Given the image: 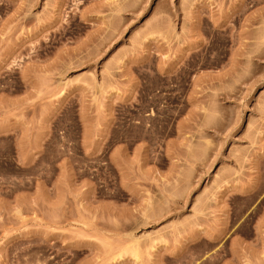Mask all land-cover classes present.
Instances as JSON below:
<instances>
[{"label":"rangeland","instance_id":"374dc122","mask_svg":"<svg viewBox=\"0 0 264 264\" xmlns=\"http://www.w3.org/2000/svg\"><path fill=\"white\" fill-rule=\"evenodd\" d=\"M203 93L235 109L238 94L264 95V0H0V107L23 121L0 137V157L13 156L15 137L42 138L36 164L0 163L13 199L0 197V264H156V154L166 167L156 142L177 136L186 97ZM248 127L258 143L263 119ZM239 131L224 139L241 141ZM185 136L214 145L224 134L198 123ZM236 146L229 157L188 150L193 193L207 160L229 168ZM229 179L211 182L202 214L226 218V235L167 264H264V228L254 227L263 201L246 212L250 201L235 197L229 214L215 213ZM256 181L264 192V164ZM26 188L32 197H14ZM126 189L140 195L136 207Z\"/></svg>","mask_w":264,"mask_h":264},{"label":"crops","instance_id":"0c3cea01","mask_svg":"<svg viewBox=\"0 0 264 264\" xmlns=\"http://www.w3.org/2000/svg\"><path fill=\"white\" fill-rule=\"evenodd\" d=\"M186 99L188 108L177 120V136L156 142V149L164 150L163 156L166 165L165 168L161 166L160 160H158L159 155L156 154V264H167L168 258L185 252L194 241L203 238L218 240L226 235L229 228L226 218L210 222L202 216L203 211L207 208V205L203 203L212 193L210 185L213 180L219 181L230 176L231 182L229 189L224 192H216L215 197L218 203L215 206L216 214H229L230 202L235 197L246 198L250 201L246 212L256 211L258 202L262 200L259 214L254 219V227L256 230L264 228V192L258 188L256 181V173L261 170L264 164V135L260 136L257 143L253 134L254 130L251 131L248 127L251 116H260L263 119L264 129V95L260 93L258 95H236L234 99L237 101L235 106L238 109H235L232 104H228L232 98L226 95L203 93L197 96L191 95ZM12 107L10 103H4L3 108L0 107V137L3 136L2 138L4 136L9 138L23 124L22 119L17 117V112H12ZM34 116L37 118V115ZM198 123L202 130L206 132L213 130L224 134V137L214 145L205 141L194 142L187 139L185 135ZM37 124L38 122L32 119L31 125ZM234 130H240V135H236V137L241 141L225 140L227 133ZM248 134L249 140H244ZM41 141L42 138L36 134L30 136L28 144L18 142V137H15V141L12 142L13 156H1L0 163L27 166L36 164L42 147ZM233 145H237L236 147H239L241 151L233 160L231 159V167L226 168L224 160L221 159L218 160L216 166L207 160V175L202 178L201 188L193 193L192 180L186 178L187 167L191 161V158L187 157L188 150L198 146L202 149H224L226 150V153L224 151L225 156L229 157ZM3 148L5 149V147ZM253 148L263 149V155L259 158L253 153L246 155V150ZM202 166L203 170L204 164ZM182 171L184 174L178 177L177 174ZM236 171L238 174H235ZM3 181L5 178H0V184ZM36 186L38 189L35 192L40 191L46 186V181L39 180ZM176 186L177 188H175ZM126 190L128 198L126 203H132L133 207H136L137 203L135 202L140 195L130 189ZM7 192V190H0V197L13 200L11 194L8 197ZM33 194L31 189L26 188L16 193L14 197L17 199L32 197ZM194 209L196 214H194Z\"/></svg>","mask_w":264,"mask_h":264},{"label":"bare ground","instance_id":"6f19581e","mask_svg":"<svg viewBox=\"0 0 264 264\" xmlns=\"http://www.w3.org/2000/svg\"><path fill=\"white\" fill-rule=\"evenodd\" d=\"M131 251H132V249H131ZM133 253H134L133 255L136 256V257L139 255L137 250L133 251Z\"/></svg>","mask_w":264,"mask_h":264}]
</instances>
